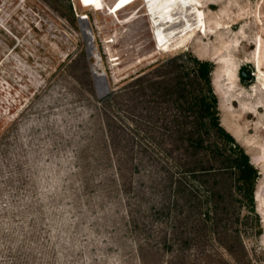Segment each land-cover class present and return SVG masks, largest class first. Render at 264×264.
<instances>
[{
    "label": "rangeland",
    "instance_id": "374dc122",
    "mask_svg": "<svg viewBox=\"0 0 264 264\" xmlns=\"http://www.w3.org/2000/svg\"><path fill=\"white\" fill-rule=\"evenodd\" d=\"M199 1L198 37L164 50L141 0H0V264H264V0ZM192 58L258 171L253 211Z\"/></svg>",
    "mask_w": 264,
    "mask_h": 264
},
{
    "label": "bare ground",
    "instance_id": "6f19581e",
    "mask_svg": "<svg viewBox=\"0 0 264 264\" xmlns=\"http://www.w3.org/2000/svg\"><path fill=\"white\" fill-rule=\"evenodd\" d=\"M127 1L129 0H121L117 7L125 5ZM141 4L145 15L150 20L155 41L164 50L176 48L195 39L204 26V17L199 0H141ZM80 22L82 33L88 43L89 55L93 56L95 47L89 21L83 17ZM262 44V38L259 37L254 58L257 60V68L259 67L260 71L262 67ZM92 72L96 80L98 96L103 98L110 91L106 77L98 71L96 66H93Z\"/></svg>",
    "mask_w": 264,
    "mask_h": 264
},
{
    "label": "trees",
    "instance_id": "16d2710c",
    "mask_svg": "<svg viewBox=\"0 0 264 264\" xmlns=\"http://www.w3.org/2000/svg\"><path fill=\"white\" fill-rule=\"evenodd\" d=\"M191 60V72H193L192 81L194 83H200L205 92L203 97L196 102V106L199 107L198 110L202 114L201 117L197 119L198 124H201L209 130H214L217 135L224 140L226 147L230 145L228 149L231 160L230 164H232V167L238 172V180L242 185V189H249V191L247 189L248 193H246V197L249 198L251 210L253 211L254 205L252 195L255 182L259 178L258 171L250 163V157L246 154L245 150L220 124L218 100L211 88V73L214 69L213 64L200 61L196 58H192ZM218 148L223 151L227 150L225 148L222 149L220 146H218ZM257 224L259 225V219L257 220Z\"/></svg>",
    "mask_w": 264,
    "mask_h": 264
},
{
    "label": "water",
    "instance_id": "95a60500",
    "mask_svg": "<svg viewBox=\"0 0 264 264\" xmlns=\"http://www.w3.org/2000/svg\"><path fill=\"white\" fill-rule=\"evenodd\" d=\"M251 77H252V76L248 74V71H247V70H243V71L241 72V79H242V80L248 81V80L251 79Z\"/></svg>",
    "mask_w": 264,
    "mask_h": 264
}]
</instances>
